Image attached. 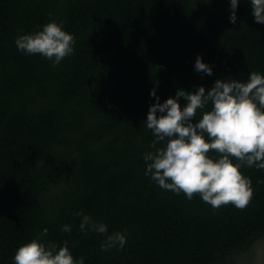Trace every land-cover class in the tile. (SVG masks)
<instances>
[{
	"label": "trees",
	"instance_id": "obj_1",
	"mask_svg": "<svg viewBox=\"0 0 264 264\" xmlns=\"http://www.w3.org/2000/svg\"><path fill=\"white\" fill-rule=\"evenodd\" d=\"M230 15V0H0V264L33 239L67 241L84 264H212L264 231V169H239L253 189L242 210H213L145 175L151 90L163 103L264 76V24L250 0H238L235 23ZM50 21L75 38L55 67L15 45ZM197 56L212 75L195 70ZM77 212L122 232L124 248L102 251L106 235L81 232Z\"/></svg>",
	"mask_w": 264,
	"mask_h": 264
},
{
	"label": "clouds",
	"instance_id": "obj_2",
	"mask_svg": "<svg viewBox=\"0 0 264 264\" xmlns=\"http://www.w3.org/2000/svg\"><path fill=\"white\" fill-rule=\"evenodd\" d=\"M250 3L254 20L264 24V0H250ZM237 5L238 0H230L232 23L237 20ZM74 43V36L63 30L62 22L55 21L15 39L18 50L41 54L53 67L73 54ZM194 67L197 72L212 75V69L200 56ZM150 95L157 102L149 106L145 124L155 139L150 145L154 151L143 154L145 175H150L162 189L176 194L183 192L188 200L198 194L213 210L228 204L241 210L246 208L253 195L252 181L239 169L242 166L264 169V76L252 72L246 82L217 79L207 92L203 86L195 92L179 90L176 98L169 97L163 103L154 89ZM180 97L187 101L183 109L178 103ZM209 103L211 110L204 111ZM198 110L202 115L193 124L192 118ZM158 143L162 146L157 147ZM210 152L218 155L211 158ZM79 229L85 235L105 234L106 239L100 245L102 251L122 250L126 244L122 232L108 235L107 226L88 215H82ZM61 231L70 233L71 227L64 225ZM47 233L45 228L40 235ZM13 259L14 264H84L83 257L73 259L67 241L57 249L52 241L45 246L33 239L19 246Z\"/></svg>",
	"mask_w": 264,
	"mask_h": 264
},
{
	"label": "flooded vegetation",
	"instance_id": "obj_3",
	"mask_svg": "<svg viewBox=\"0 0 264 264\" xmlns=\"http://www.w3.org/2000/svg\"><path fill=\"white\" fill-rule=\"evenodd\" d=\"M212 264H264V231L238 249L220 252Z\"/></svg>",
	"mask_w": 264,
	"mask_h": 264
}]
</instances>
